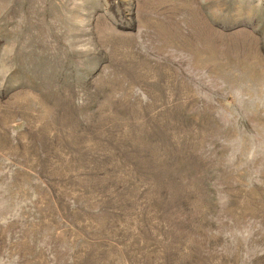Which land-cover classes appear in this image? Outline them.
I'll list each match as a JSON object with an SVG mask.
<instances>
[{
	"label": "rangeland",
	"instance_id": "obj_1",
	"mask_svg": "<svg viewBox=\"0 0 264 264\" xmlns=\"http://www.w3.org/2000/svg\"><path fill=\"white\" fill-rule=\"evenodd\" d=\"M0 264H264V0H0Z\"/></svg>",
	"mask_w": 264,
	"mask_h": 264
}]
</instances>
